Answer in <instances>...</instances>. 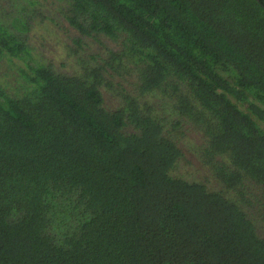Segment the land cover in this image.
Returning <instances> with one entry per match:
<instances>
[{
	"label": "trees",
	"instance_id": "trees-1",
	"mask_svg": "<svg viewBox=\"0 0 264 264\" xmlns=\"http://www.w3.org/2000/svg\"><path fill=\"white\" fill-rule=\"evenodd\" d=\"M0 264H264V0H0Z\"/></svg>",
	"mask_w": 264,
	"mask_h": 264
},
{
	"label": "rangeland",
	"instance_id": "rangeland-1",
	"mask_svg": "<svg viewBox=\"0 0 264 264\" xmlns=\"http://www.w3.org/2000/svg\"><path fill=\"white\" fill-rule=\"evenodd\" d=\"M54 61H55L57 66H60V62H62V56L61 55L57 56ZM107 99H108V104L110 105V107H113V105H111V104L114 102L111 101L109 97H107L106 100ZM244 106H245L244 104L241 105V107H244Z\"/></svg>",
	"mask_w": 264,
	"mask_h": 264
}]
</instances>
